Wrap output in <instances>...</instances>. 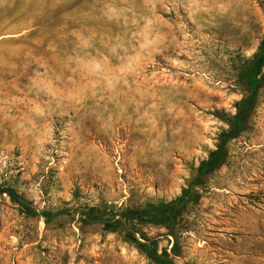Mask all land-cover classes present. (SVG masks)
<instances>
[{
    "label": "rangeland",
    "instance_id": "obj_1",
    "mask_svg": "<svg viewBox=\"0 0 264 264\" xmlns=\"http://www.w3.org/2000/svg\"><path fill=\"white\" fill-rule=\"evenodd\" d=\"M263 43L264 0H0V188L96 218L172 202ZM228 150L166 225L30 218L3 195L0 264H264V87Z\"/></svg>",
    "mask_w": 264,
    "mask_h": 264
},
{
    "label": "trees",
    "instance_id": "obj_2",
    "mask_svg": "<svg viewBox=\"0 0 264 264\" xmlns=\"http://www.w3.org/2000/svg\"><path fill=\"white\" fill-rule=\"evenodd\" d=\"M240 81L245 87L246 94L237 104L236 113L227 119L229 128L220 134L215 150L210 152L209 157L201 163L195 178L189 182L187 188L183 190L178 198L168 204H160L137 211L126 210L109 214L106 217L96 218L93 212L79 211L78 209H63L55 213L39 212L22 195L10 188H0V197L7 195L11 202L18 206L27 217L45 218L47 221L62 216L80 214L90 224L102 223L106 226L118 228H126L129 224L138 225L144 223L145 218H152L153 224L158 226L166 225L164 219H168L175 212L185 209L194 200V189L204 187L206 178L220 170L227 163L229 143L239 138L248 129L250 120L258 105L259 93L264 87V43L261 50L245 65ZM242 110L247 112L244 119H240ZM168 208L170 211H165ZM137 244L141 248L145 247L140 243ZM141 250L145 251L149 259L156 264H174L172 258L158 255L156 249ZM175 256H180V252Z\"/></svg>",
    "mask_w": 264,
    "mask_h": 264
},
{
    "label": "snow or ice",
    "instance_id": "obj_3",
    "mask_svg": "<svg viewBox=\"0 0 264 264\" xmlns=\"http://www.w3.org/2000/svg\"><path fill=\"white\" fill-rule=\"evenodd\" d=\"M247 115V112L246 111H241V117L240 119H244V117Z\"/></svg>",
    "mask_w": 264,
    "mask_h": 264
}]
</instances>
